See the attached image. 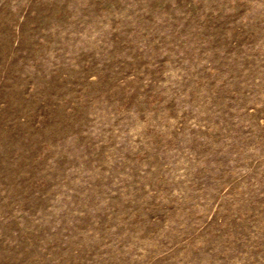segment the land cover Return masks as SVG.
I'll return each mask as SVG.
<instances>
[{"label":"rangeland","instance_id":"rangeland-1","mask_svg":"<svg viewBox=\"0 0 264 264\" xmlns=\"http://www.w3.org/2000/svg\"><path fill=\"white\" fill-rule=\"evenodd\" d=\"M0 264H264V0H0Z\"/></svg>","mask_w":264,"mask_h":264}]
</instances>
